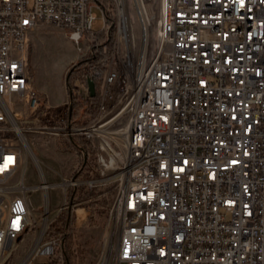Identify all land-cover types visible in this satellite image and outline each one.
Returning a JSON list of instances; mask_svg holds the SVG:
<instances>
[{
    "label": "built area",
    "instance_id": "obj_1",
    "mask_svg": "<svg viewBox=\"0 0 264 264\" xmlns=\"http://www.w3.org/2000/svg\"><path fill=\"white\" fill-rule=\"evenodd\" d=\"M110 11L115 40L79 74V106L42 122L33 32L52 24L98 49ZM88 79L100 106L86 121ZM28 112L33 126L22 128ZM29 132L85 136L101 174H118L114 250L96 264H264V0H0V185L22 167ZM10 192L0 264L38 225L27 195ZM46 218L16 264H53L62 238Z\"/></svg>",
    "mask_w": 264,
    "mask_h": 264
},
{
    "label": "rangeland",
    "instance_id": "obj_2",
    "mask_svg": "<svg viewBox=\"0 0 264 264\" xmlns=\"http://www.w3.org/2000/svg\"><path fill=\"white\" fill-rule=\"evenodd\" d=\"M95 11L99 20L94 25V30L100 32L104 27L102 12L97 9ZM133 19L140 46V23L136 15ZM109 24L111 26L110 22ZM153 33L156 41V28ZM89 51L86 40L77 44L64 30L52 24L38 25L31 36L29 71L33 85L47 107L65 111L67 103L58 107L51 104H57L62 98L69 99L68 74L75 70ZM35 81L45 85L47 95L36 87ZM73 83L81 87L78 78L75 77ZM29 115L30 112L21 122L22 128L33 126ZM91 118L88 109H85L83 119L89 121ZM25 134L32 153L25 151L18 174L7 185H0V221L3 215L1 209H5L6 205L5 198L12 195L10 191H16L27 195L38 225L19 242L10 264L19 262L35 243L45 227L46 216L55 220L49 235L62 238L55 264H96L105 257L103 250L107 234L113 232L114 237L115 225L111 224V212L119 191L118 174H101L97 148L96 155L86 159L76 150H67L72 146V139L32 132ZM46 178L52 186L49 195L42 187ZM73 181L77 185L70 184ZM65 203L68 208L60 212V208L56 207Z\"/></svg>",
    "mask_w": 264,
    "mask_h": 264
},
{
    "label": "trees",
    "instance_id": "obj_3",
    "mask_svg": "<svg viewBox=\"0 0 264 264\" xmlns=\"http://www.w3.org/2000/svg\"><path fill=\"white\" fill-rule=\"evenodd\" d=\"M108 19L111 23V28L109 30V33L106 35L105 33H101L100 34V38H99V48L96 49H92L88 52V54L86 56H84L79 63L77 64V66L75 67V70L71 71L68 74V78H67V88L69 91V102L68 105H66V108L68 107L69 110V114L70 115L72 113V110L75 108H77L79 105L75 100V97L73 96V88L75 87L73 80L76 78L79 79V74L82 73V71L87 67V65L89 64H96L98 63L101 58H102V53H101V48L104 45L109 46V48L111 49L115 40V34H116V25H115V15H114V11H110L108 13ZM77 71H79L78 73H76ZM88 114L90 115V117H94L97 112H98V108L100 106V99H99V95L97 93V95L95 97H91L88 100ZM61 108H57V109H52V108H48L46 113L43 116V121L44 122H49V119L51 117V115H58L60 114ZM67 150H76L79 154H82L86 157H90L91 155H96V149L93 145V142L91 139L85 137V136H80L78 138H74L72 139V146H70ZM53 264H55L53 262Z\"/></svg>",
    "mask_w": 264,
    "mask_h": 264
},
{
    "label": "bare ground",
    "instance_id": "obj_4",
    "mask_svg": "<svg viewBox=\"0 0 264 264\" xmlns=\"http://www.w3.org/2000/svg\"><path fill=\"white\" fill-rule=\"evenodd\" d=\"M145 34H147V32H145ZM74 37L77 38L78 35H74ZM146 37H147V35H146ZM70 39L73 40V38H71V37H70ZM23 140H24L25 146L27 145V147H28V148H26V149H28L27 151L32 153V148L27 144L28 141L25 138H23ZM10 180H12V179H7V183ZM42 187H43L44 191L46 192V194L49 195V191H50L52 186L47 182V178H46L45 182L43 183ZM46 220H47V218L45 219V222H46ZM113 240H114L113 232L108 233L107 237H106V240H105V244H104V250H103V252H104L106 257L112 256V254H113V250H114L113 249L114 248L113 247V245H114V241Z\"/></svg>",
    "mask_w": 264,
    "mask_h": 264
},
{
    "label": "crops",
    "instance_id": "obj_5",
    "mask_svg": "<svg viewBox=\"0 0 264 264\" xmlns=\"http://www.w3.org/2000/svg\"><path fill=\"white\" fill-rule=\"evenodd\" d=\"M35 85H36V87L41 91V92H43V93H45L46 94V91H45V85L43 84V83H41V82H39V83H36V81H35ZM47 95V94H46ZM69 102V99L67 100V99H65V98H62V100H60L57 104H51V106H53V107H58V106H60V105H62V104H66V103H68ZM40 155V154H39ZM56 208H60V205H58Z\"/></svg>",
    "mask_w": 264,
    "mask_h": 264
},
{
    "label": "water",
    "instance_id": "obj_6",
    "mask_svg": "<svg viewBox=\"0 0 264 264\" xmlns=\"http://www.w3.org/2000/svg\"><path fill=\"white\" fill-rule=\"evenodd\" d=\"M88 88H89L90 96L95 97L97 95V88L94 80L88 79Z\"/></svg>",
    "mask_w": 264,
    "mask_h": 264
}]
</instances>
